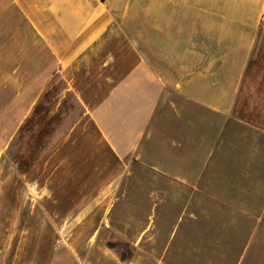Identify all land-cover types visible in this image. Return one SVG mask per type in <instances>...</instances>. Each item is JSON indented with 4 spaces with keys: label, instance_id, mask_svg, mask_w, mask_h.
<instances>
[{
    "label": "crops",
    "instance_id": "1",
    "mask_svg": "<svg viewBox=\"0 0 264 264\" xmlns=\"http://www.w3.org/2000/svg\"><path fill=\"white\" fill-rule=\"evenodd\" d=\"M215 179L264 206V0H0V264H161L154 223L214 232ZM233 215L239 264L251 240L264 264V207Z\"/></svg>",
    "mask_w": 264,
    "mask_h": 264
},
{
    "label": "rangeland",
    "instance_id": "2",
    "mask_svg": "<svg viewBox=\"0 0 264 264\" xmlns=\"http://www.w3.org/2000/svg\"><path fill=\"white\" fill-rule=\"evenodd\" d=\"M230 144V143H229ZM247 144V142H246ZM226 151H229L230 148L226 147L224 148ZM232 151V149H231ZM224 165H215L214 168L221 169V172L223 171ZM213 195L215 201L219 202H228L230 204L228 205H217L214 206V213L217 218L214 220V232H212L213 229V217L211 215L198 214V217L193 215L190 217L185 216L184 218H181L179 221L175 220L173 216H171L169 219L163 220V221H156L154 223V231L153 233L155 240L158 241L159 238V244H160V254H162L161 257V264H174L179 259V263L182 259L185 261L184 253H182L181 258L179 257V253L177 252L178 247L181 244L182 239V232L187 228L185 227L188 222L191 223V225L194 227L192 228V231H196V235H193L196 238L197 242V259L195 260V255L192 253V262L191 264H239V255L241 256V252L237 251V246L242 245V243L237 244V239L231 238L230 241L222 235L223 233V224H224V218L226 216V213H229L230 217H233V214H236L237 212H246L247 214L254 216V214H258L259 211L264 206L258 205L254 206L253 204H246L241 205L238 204V200L241 197L239 195V191L237 188H231L230 190H227L223 187H221L220 181L214 180L213 182ZM139 196H142L140 193ZM136 197L135 200H140L141 198ZM243 197V196H242ZM143 200V199H142ZM161 197H158L157 195H154L151 199V203L149 204H141V205H126V207H131L130 212H133L134 215V227L142 228V225H147L149 221H147V215L152 212L153 209H156L158 205L161 204ZM137 202V201H136ZM199 207V206H198ZM257 207V208H256ZM200 208V207H199ZM122 211H125V205L122 208ZM164 214H173L175 212H178L179 206L175 205H169L165 204L163 205ZM199 212V211H198ZM195 213V212H194ZM224 215V216H222ZM183 222V223H182ZM230 224H232L233 221H229ZM228 223V222H227ZM261 229H264V217H262L260 221ZM144 227V226H143ZM185 227V228H184ZM191 228V227H190ZM226 229V227H225ZM212 232V236H211ZM247 239V238H246ZM245 239V240H246ZM243 240V242L245 241ZM251 244L249 245V251L244 255L242 261L240 264H249L250 260L253 257V250L254 242L251 240ZM107 243L115 244L116 249L113 251L115 257H117V260L119 258L122 259L124 263L130 262L133 259L134 251L131 249L129 244L126 242L115 238L114 236H109ZM158 253V254H159ZM157 256V255H156Z\"/></svg>",
    "mask_w": 264,
    "mask_h": 264
},
{
    "label": "water",
    "instance_id": "3",
    "mask_svg": "<svg viewBox=\"0 0 264 264\" xmlns=\"http://www.w3.org/2000/svg\"><path fill=\"white\" fill-rule=\"evenodd\" d=\"M107 247H108L109 249H113V248H114V245H112V244H108Z\"/></svg>",
    "mask_w": 264,
    "mask_h": 264
},
{
    "label": "trees",
    "instance_id": "4",
    "mask_svg": "<svg viewBox=\"0 0 264 264\" xmlns=\"http://www.w3.org/2000/svg\"><path fill=\"white\" fill-rule=\"evenodd\" d=\"M100 1H102V2H103L104 0H100Z\"/></svg>",
    "mask_w": 264,
    "mask_h": 264
}]
</instances>
